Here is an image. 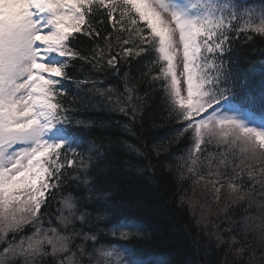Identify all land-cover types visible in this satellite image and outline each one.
<instances>
[{
  "label": "snow or ice",
  "instance_id": "obj_1",
  "mask_svg": "<svg viewBox=\"0 0 264 264\" xmlns=\"http://www.w3.org/2000/svg\"><path fill=\"white\" fill-rule=\"evenodd\" d=\"M241 34L264 38V0H0V264H163L129 246L144 226L122 223L120 205L105 206L119 237L107 240L87 227L83 198L66 190L88 184L100 154L82 135L90 125L66 106L77 60L117 74L136 61L139 75L125 72L123 90L85 78L76 94L82 84L84 96L134 121L158 88L179 125L175 140L188 144L173 160L180 178L216 202L225 190L221 211L244 208L217 236L225 264H264V119L254 117H264V72L257 83L256 66L231 60ZM80 36L93 41L88 55L74 46Z\"/></svg>",
  "mask_w": 264,
  "mask_h": 264
},
{
  "label": "trees",
  "instance_id": "obj_2",
  "mask_svg": "<svg viewBox=\"0 0 264 264\" xmlns=\"http://www.w3.org/2000/svg\"><path fill=\"white\" fill-rule=\"evenodd\" d=\"M254 2L260 5V0ZM73 43L82 55H88L93 41L80 36ZM231 51L233 62L256 66L255 80L259 83L264 72L261 68L264 38L253 35L249 40L241 34L233 41ZM71 63L74 68L69 69V75L73 80L65 82L66 106L77 113V119L90 125L82 135L88 147L100 153L91 158L88 184L73 180L66 189L83 198L87 227L94 228L107 240L119 239L111 235L113 226H106L113 213L106 211L105 206L120 205L122 223L144 226L139 235L130 238L134 243L129 245L148 254L142 259H155L163 264H225L228 250L217 246V236L235 227L244 215V208L229 205L228 212L221 211L227 197L225 190H221L220 201L216 202L211 193L194 185L190 177L180 178L173 160H178L188 144L185 138L175 140L179 125L169 117L159 89L151 93L142 114L132 121L123 113L107 105L102 107L92 97L84 96V85L79 86L81 95L76 93L77 82L85 78L97 82V86L103 81L105 86H119L123 90L120 80L125 72L132 77L139 75L140 66L135 60L121 62L119 74L107 67L93 71L90 65L79 60ZM225 67H228L227 58ZM254 114L261 115L259 111ZM157 144L167 145V151L158 156L153 151V145ZM80 151L87 160V150ZM76 175H84V169ZM189 198L199 203L193 205ZM57 206L56 201H51L48 210L54 212ZM120 243L127 241L120 240Z\"/></svg>",
  "mask_w": 264,
  "mask_h": 264
},
{
  "label": "rangeland",
  "instance_id": "obj_3",
  "mask_svg": "<svg viewBox=\"0 0 264 264\" xmlns=\"http://www.w3.org/2000/svg\"><path fill=\"white\" fill-rule=\"evenodd\" d=\"M254 117H255L257 123H260L261 122L262 117H258L256 115H254Z\"/></svg>",
  "mask_w": 264,
  "mask_h": 264
}]
</instances>
